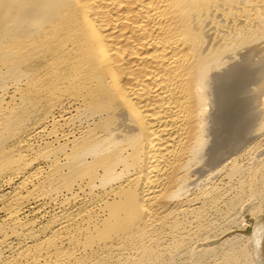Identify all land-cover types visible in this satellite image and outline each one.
<instances>
[{
    "label": "bare ground",
    "instance_id": "bare-ground-1",
    "mask_svg": "<svg viewBox=\"0 0 264 264\" xmlns=\"http://www.w3.org/2000/svg\"><path fill=\"white\" fill-rule=\"evenodd\" d=\"M261 226L264 0H0V264H264Z\"/></svg>",
    "mask_w": 264,
    "mask_h": 264
},
{
    "label": "rangeland",
    "instance_id": "rangeland-1",
    "mask_svg": "<svg viewBox=\"0 0 264 264\" xmlns=\"http://www.w3.org/2000/svg\"><path fill=\"white\" fill-rule=\"evenodd\" d=\"M245 221L246 223L248 224V226L251 224V220L248 221V218L245 217ZM216 224H220L219 222L216 221ZM249 226V227H246L245 230H240L238 231L237 233H241V234H244V235H250L251 234V230H252V226ZM194 243V240L189 242V246H191L192 244ZM188 246V245H187ZM167 257V256H165ZM173 259V260H172ZM168 260V261H167ZM191 262L190 258L189 257H177V256H173V258H166V261L163 263V264H189Z\"/></svg>",
    "mask_w": 264,
    "mask_h": 264
},
{
    "label": "snow or ice",
    "instance_id": "snow-or-ice-1",
    "mask_svg": "<svg viewBox=\"0 0 264 264\" xmlns=\"http://www.w3.org/2000/svg\"><path fill=\"white\" fill-rule=\"evenodd\" d=\"M259 239L264 240V226H261L258 230Z\"/></svg>",
    "mask_w": 264,
    "mask_h": 264
}]
</instances>
